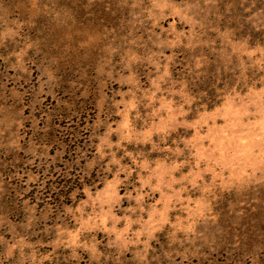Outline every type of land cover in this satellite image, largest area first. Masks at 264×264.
<instances>
[{"label":"rangeland","instance_id":"obj_1","mask_svg":"<svg viewBox=\"0 0 264 264\" xmlns=\"http://www.w3.org/2000/svg\"><path fill=\"white\" fill-rule=\"evenodd\" d=\"M0 264H264V0H0Z\"/></svg>","mask_w":264,"mask_h":264}]
</instances>
